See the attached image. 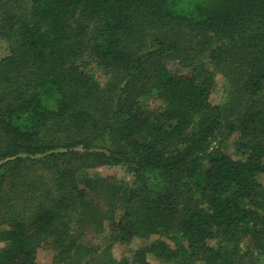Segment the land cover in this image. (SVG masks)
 <instances>
[{"label":"trees","instance_id":"1","mask_svg":"<svg viewBox=\"0 0 264 264\" xmlns=\"http://www.w3.org/2000/svg\"><path fill=\"white\" fill-rule=\"evenodd\" d=\"M0 40V264H264V0H0Z\"/></svg>","mask_w":264,"mask_h":264},{"label":"rangeland","instance_id":"2","mask_svg":"<svg viewBox=\"0 0 264 264\" xmlns=\"http://www.w3.org/2000/svg\"><path fill=\"white\" fill-rule=\"evenodd\" d=\"M8 50V45L5 41L0 40V59L3 58ZM222 92H223V79L220 75H216L215 77V87L211 95V102L213 104H220L221 103V97H222ZM228 152L230 156H234L233 150L228 148L227 150H224ZM87 173L90 177H95V178H114L118 182H131V177L124 172V170L119 169V168H114V169H107V168H97V169H89L87 170ZM259 180L264 184V176H260ZM153 238H151L152 240ZM93 243L96 245L104 246L105 241L102 235H98L95 239H93ZM142 241L137 240L132 242L129 245L122 246L119 244H116L112 248V254L113 257L116 260H119L123 257H129L130 253L132 250L138 248L141 246ZM49 253H45L42 251H39L38 253V261L41 264H52L50 263L49 260ZM147 260L149 264H176V263H165L157 258H155L152 255L147 256Z\"/></svg>","mask_w":264,"mask_h":264}]
</instances>
